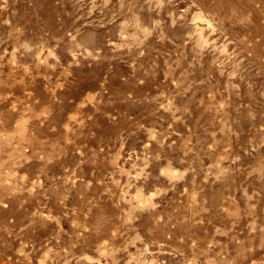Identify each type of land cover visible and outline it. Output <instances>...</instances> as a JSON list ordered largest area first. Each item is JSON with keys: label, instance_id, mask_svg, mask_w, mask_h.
Here are the masks:
<instances>
[{"label": "rangeland", "instance_id": "rangeland-1", "mask_svg": "<svg viewBox=\"0 0 264 264\" xmlns=\"http://www.w3.org/2000/svg\"><path fill=\"white\" fill-rule=\"evenodd\" d=\"M0 264H264V0H0Z\"/></svg>", "mask_w": 264, "mask_h": 264}]
</instances>
